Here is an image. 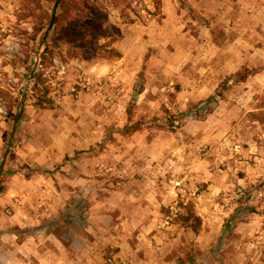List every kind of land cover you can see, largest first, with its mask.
I'll list each match as a JSON object with an SVG mask.
<instances>
[{
    "label": "rangeland",
    "instance_id": "1",
    "mask_svg": "<svg viewBox=\"0 0 264 264\" xmlns=\"http://www.w3.org/2000/svg\"><path fill=\"white\" fill-rule=\"evenodd\" d=\"M79 2L88 12L83 23L91 45L87 43L83 49L66 44L53 47L52 38H46L40 57L47 47L44 55L48 58L41 64L39 57L35 75L41 74V84L38 92H33L35 75L29 86L27 79L43 37L36 42L34 36L38 29L50 23L55 2L42 0L38 6L30 0H0V165L10 146L0 170V188L3 189L0 192V264H8L10 260L2 246H9L13 252L15 263L10 264H20L17 244L23 235L15 226L13 204L17 203L16 198L27 199L34 207L42 199L60 196V185L68 187L67 176L69 183L74 180L68 171L73 170L76 173L73 176L82 171L79 164L91 182L110 184L130 179V166L116 159L113 152L116 150L128 157V138L133 133L151 139V135L156 137L162 133L182 134L184 126L187 133L194 131L190 137H196L199 133L197 119L204 120L212 112L199 111L198 107L212 97L187 102L191 95L187 91L194 90L195 80L211 75L212 68L225 70L227 55H241L242 45L233 44L234 39H248L249 43L243 47L255 52L258 36H264V0H161L159 9L155 7V0ZM59 12L60 8L57 14ZM56 25L50 33L57 29ZM144 36L153 40L143 43ZM110 49L135 51L136 67L130 75L118 78L121 75L117 76L115 67L118 65L113 61L120 56L109 53ZM105 62L112 65L99 70ZM228 78L219 77L217 85L221 90L229 85ZM39 97L49 102L39 106ZM119 101L120 107H115L113 104ZM185 102L187 106H183ZM17 117L18 124L10 142ZM101 123L102 126H98ZM53 134L69 136V139L86 136L90 140L85 142V148H74L76 142H53ZM184 135L187 147L199 151L197 141ZM103 136L109 145L106 149L112 153L110 157L107 153L105 161L98 158L104 146ZM35 141L54 143L56 150L52 156L55 155L56 161L48 169L23 161L22 155L27 157L28 146ZM123 145L127 149H122ZM209 170L191 166L154 176L156 182L162 179L172 188L170 204L162 207L161 214L169 217L166 226H172L171 231L177 229L183 233L174 248L176 255L185 264H264V167L246 184L239 182V177L244 175L240 169H223L224 172L217 169L221 174L219 179ZM215 171L213 169V173ZM41 177L50 179L54 196H43L39 187L44 188L46 182ZM25 178L33 184L26 185ZM214 181L217 184L209 188ZM102 192H97L96 186L83 192L69 186V191L61 194V205L67 201L69 205L81 203L87 226L93 205L90 199ZM240 200L247 209L239 212L237 223L219 241L228 219L242 205ZM31 206L29 209H34ZM58 211L59 214L61 211ZM198 213L204 216L205 224ZM45 226L48 230L41 238V245L51 246L54 252H58L62 244L66 245L64 258H58L53 264H107V259L115 255L113 248L103 244L97 250L88 248L83 243L88 237L81 240L84 230L69 232L68 227H64L60 238L49 234V222H45ZM158 226L166 230L160 223ZM5 231H12L15 236L9 238L3 235ZM200 231L199 243L193 232Z\"/></svg>",
    "mask_w": 264,
    "mask_h": 264
},
{
    "label": "crops",
    "instance_id": "2",
    "mask_svg": "<svg viewBox=\"0 0 264 264\" xmlns=\"http://www.w3.org/2000/svg\"><path fill=\"white\" fill-rule=\"evenodd\" d=\"M257 39L258 46L255 48V52H250L247 46L243 47L244 44L249 43L248 39L243 37L234 39L233 44L242 45L241 55H227L225 70H219L217 67L212 68L211 75L200 77L199 81L195 80L194 90L187 91L191 94L187 102L202 100L207 96L212 97L211 101L203 102L199 107L197 106L199 111L206 113L211 110L212 112L204 120L197 119L199 133L196 137H190L194 131L187 133L184 126L182 128L183 135L180 132L172 135L162 133L156 137L151 135V139H149L147 135L133 133L128 138V157L116 150L113 152L116 159L128 162L124 164L130 166L132 177L110 184L91 182L82 164L74 159L82 171H78V175L75 176H73L76 174L73 170L68 171V175L69 172L73 174L70 178L74 180L69 183V176H67L68 187L64 188L65 185H60V196L65 190L69 191V186L74 191L80 192L94 186H96L97 192L98 190L103 191L100 196L96 193L95 197L90 199L93 201V205H91L92 211L87 218L89 223L84 229L86 236L84 234L81 236L83 237L81 240L88 237L87 241L83 242L88 248L97 250L96 248L103 244L113 248L112 252L115 254L113 256L128 260L127 262L131 264H185L186 262L176 255V249H174L180 242L183 233L178 232L177 229L171 231L172 226H166L168 223L166 220L169 217L161 214L162 207H167L170 204L172 188L162 179L156 182L154 180L156 173H168L170 170L177 172L179 169L193 166L194 169H210V174H215V177L219 179L221 174L217 172V169H220L221 172H224L223 169H240L244 175L239 177V182L246 184L254 180V176H256L254 173L264 167V36L259 35ZM152 40L144 36L142 42L147 43ZM119 52L120 57L113 62L118 65V68L115 67L117 76L121 75L118 78H122L135 70L136 62L133 55L135 51L131 50L130 53L126 50H119ZM211 60L212 57H210ZM105 63L100 66L99 70H104L112 65L109 62ZM237 64L239 66H236ZM245 69L251 74L246 78L241 76L234 78L239 70ZM222 76L229 77L227 83L229 85L225 90H221L217 85L219 77ZM187 102L183 103V106H187ZM113 105L120 107L121 102ZM216 106L217 108L213 110L212 108ZM103 120L105 122V117ZM98 126H102V123ZM184 134L189 135V139L197 141L199 151L187 147ZM60 135L53 134L51 137L53 142L56 143L60 140H67L66 144L76 142L77 147L73 146L74 148H85V142L90 140L86 136L85 138L76 136V138L69 139V136ZM102 138L104 146L102 152L98 153V158L105 161L107 153H109V157L112 153L106 149L109 146L106 144V136ZM126 143L128 142L126 141ZM53 144H42L36 141L34 144L32 142L31 147L28 146L30 152L26 154L27 157L22 155L23 161L28 165H30L28 162H32L33 166L39 169H48L56 161L55 155L52 156L56 150ZM122 149H127V147L123 145ZM59 152L68 153L64 149H59ZM213 169H216L215 173H213ZM116 172L121 173V170ZM54 176L56 177V175ZM41 180L46 182L44 188L39 187L43 196H46L45 198H48L50 194L54 196L52 191L54 188H52L50 179L41 177ZM24 181L26 185L33 184L28 178H25ZM216 184L217 181H214L209 188ZM182 191L184 190L182 189ZM60 196L42 199L34 207L30 205L29 201H26L27 199L16 198L17 203L13 204L16 208L14 216L17 218L15 226L18 228V232L23 235L17 244L20 264H53L58 258H64L63 254L67 253L64 244H62L63 247L58 248V252H54L49 245H41V238L48 230L45 222L50 223L57 216L58 210L62 211L69 205V201L61 205L63 197ZM29 206L34 209L30 210ZM198 216L202 219V224H205L204 216L201 213H198ZM159 223L161 226H165L166 230L160 228ZM30 231L31 233H29ZM200 234L201 231L198 234L193 232L196 242L199 243L201 242ZM3 235L9 236V238L15 236L12 231H5ZM79 240L77 239L76 242L80 243ZM54 245L56 244L54 243ZM1 249L10 257L7 263H15L13 252L9 246H2Z\"/></svg>",
    "mask_w": 264,
    "mask_h": 264
},
{
    "label": "trees",
    "instance_id": "3",
    "mask_svg": "<svg viewBox=\"0 0 264 264\" xmlns=\"http://www.w3.org/2000/svg\"><path fill=\"white\" fill-rule=\"evenodd\" d=\"M35 5L40 6L42 0H30ZM54 2L56 0H53ZM155 7L159 9L161 7V0H155ZM60 12L56 15L55 23L57 24V29L52 31L47 38H52L53 47H59L62 44L69 45L71 47L82 49L86 47V44L92 43V41H87L86 33L88 32L86 25L83 23L84 19L87 17L88 12L85 11V8L80 4L79 0H61ZM93 12H96L97 8L93 6ZM50 22V21H49ZM48 23L46 26L38 29L37 34L34 36V39L39 41L41 36L44 35L46 29L49 27ZM65 25V26H64ZM79 49V50H82ZM47 47L45 48L44 53L40 57V63L47 60L46 54ZM109 53H114L115 56H120L118 51H114L110 49ZM77 54V53H75ZM78 55V54H77ZM244 73V74H242ZM251 74L248 70L239 71L236 76L245 77ZM41 84V74H37L34 77V86L32 91L38 92ZM38 94V93H36ZM48 103V100L43 99V97H39L37 104L39 106ZM2 188H0V192H2ZM242 205L238 207V209L234 212V214L228 219L225 227L223 229V234L221 235L219 241H222L225 238V234L230 231V229L234 226V224L238 221L239 212L243 209L245 204L244 201H239ZM246 206V204L244 205ZM86 219L83 205L80 203H75L74 205H67L57 216L50 221V232L57 234L61 238V228L68 227L69 232H76L77 230H84L86 227ZM63 238V237H62Z\"/></svg>",
    "mask_w": 264,
    "mask_h": 264
},
{
    "label": "water",
    "instance_id": "4",
    "mask_svg": "<svg viewBox=\"0 0 264 264\" xmlns=\"http://www.w3.org/2000/svg\"><path fill=\"white\" fill-rule=\"evenodd\" d=\"M60 2L61 0H56L55 3H54V6H53V9H52V14H51V19H50V24H49V27L47 28L46 32L44 33L43 37L41 38L40 42H39V45L37 47V50H36V54H35V61H34V66H33V69H32V72L31 74L29 75L28 79H27V84L28 86L32 83V80H33V77L37 71V68H38V64H39V57H40V51H41V48H42V45L45 41V39L47 38V36L49 35L50 31L52 30L54 24H55V19H56V15H57V11H58V8H59V5H60ZM28 86L24 92V95H23V100L25 99V97L27 96V90H28ZM24 106V104H23ZM18 117L16 118V121L14 123V127H13V131H12V135H11V138H10V142L12 141L13 137H14V133H15V130H16V127H17V124H18V121H17ZM9 149H10V146L7 147L4 155H3V162L1 163L0 165V170L3 168L4 166V160L6 159L7 157V154L9 152Z\"/></svg>",
    "mask_w": 264,
    "mask_h": 264
},
{
    "label": "built area",
    "instance_id": "5",
    "mask_svg": "<svg viewBox=\"0 0 264 264\" xmlns=\"http://www.w3.org/2000/svg\"><path fill=\"white\" fill-rule=\"evenodd\" d=\"M107 264H129V262L116 256H111L107 259Z\"/></svg>",
    "mask_w": 264,
    "mask_h": 264
}]
</instances>
